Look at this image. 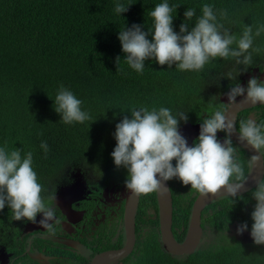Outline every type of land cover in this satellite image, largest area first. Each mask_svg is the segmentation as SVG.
Masks as SVG:
<instances>
[{"label": "trees", "instance_id": "obj_1", "mask_svg": "<svg viewBox=\"0 0 264 264\" xmlns=\"http://www.w3.org/2000/svg\"><path fill=\"white\" fill-rule=\"evenodd\" d=\"M164 2L0 0V147L21 149L22 156L32 152L33 169L44 188L72 163L91 161L118 169L111 156L116 147L114 133L125 116L131 119L133 108L166 107L174 115H198L208 107L205 94L212 73L227 66L239 71L262 60L264 32L254 37L253 47L260 51L252 52L251 65L217 58L202 71H180L152 59L145 61L142 73L136 72L124 60L119 32L136 24L149 32L147 39L151 40L154 21L149 13ZM166 2L173 8L177 34L182 23L189 30L195 26L205 4L213 6L217 22L238 38L245 25L253 26V34L264 25V0ZM117 3L129 6L128 11L116 13ZM187 9L195 10L191 20L184 16ZM223 11L226 18L220 15ZM61 84L83 101L82 110L90 113V120L70 125L61 121L54 107ZM43 141L49 146L47 153L40 147ZM149 197L156 200V193L140 195L141 207ZM185 214L188 218L189 212ZM211 228L222 230L212 217ZM129 264H264V245L221 241L178 257L164 250L156 233H149Z\"/></svg>", "mask_w": 264, "mask_h": 264}, {"label": "clouds", "instance_id": "obj_2", "mask_svg": "<svg viewBox=\"0 0 264 264\" xmlns=\"http://www.w3.org/2000/svg\"><path fill=\"white\" fill-rule=\"evenodd\" d=\"M128 7L117 3L115 12L125 13ZM172 11L166 0L151 10L149 14L154 21L151 40L147 39L149 32L143 31L140 25L133 24L131 28L119 32L118 39L126 54L124 60L136 72L142 73L145 61L152 59L160 66L171 68L175 65L180 71H202L206 64L217 58L224 61L233 59L236 65H251L252 52L260 51L253 47V43L254 37L264 32V25L257 27L254 34L253 26L245 25L238 38L217 22L213 6L205 4L195 26L189 30L188 24L182 23L177 34L173 29ZM220 15L226 18L227 12L223 11ZM184 16L186 20H191L195 10L187 9ZM119 61L120 57H117V65ZM227 77L236 80L231 71ZM237 97H243L252 105L264 104V82L252 77L246 88L236 82L227 93L228 104H236ZM54 101L55 111L65 124H82L91 119L90 113L82 110L83 101L63 84L59 86ZM130 113L131 119L125 116L116 125V147L111 156L117 168L123 166L127 169L125 186L133 196L157 192L165 181L178 178L183 185H191V189L202 196L215 195L223 189L226 197H231L235 203L237 195L244 189V183L240 182L244 169L231 139L235 125L227 119L225 111L217 110L210 118L203 120L198 139L191 146L179 131V122L188 120L186 113L174 115L166 107L151 110L147 107L133 108ZM262 129L264 125L250 117L241 120L239 143L246 142L258 153L264 148ZM217 132L226 134L223 142L218 140ZM40 147L45 153L49 151L46 141ZM259 159L257 155L251 156L250 164ZM173 160L176 161L175 166ZM44 191L33 169L32 152L22 156L21 149L8 151L6 147H0V211L7 205L13 220L33 223L41 214L39 224L50 229L54 223H58L57 207L48 206L45 200L56 201L57 195L53 191L45 197L42 195ZM253 198L256 204L251 213L254 222L251 238L256 245H264V180L257 184ZM247 229V223H242L237 226V234H243Z\"/></svg>", "mask_w": 264, "mask_h": 264}, {"label": "flooded vegetation", "instance_id": "obj_3", "mask_svg": "<svg viewBox=\"0 0 264 264\" xmlns=\"http://www.w3.org/2000/svg\"><path fill=\"white\" fill-rule=\"evenodd\" d=\"M230 71L236 80L227 79V73ZM252 77L264 82V56L260 63L239 71L227 66L212 73L208 84L209 92L205 94L208 107L198 115H187V122H179V131L188 124L200 127L203 120L210 118L215 111H225L227 119L235 125L231 139L237 150L238 161L244 169V177L240 181L242 183L252 175L255 165L261 159L263 177L260 181L264 180V148L257 153L246 142L241 144L238 141L241 120L250 117L258 124L264 125V104H249L233 114L231 111L245 100L243 97H237L236 104H228L227 93L236 82L246 88ZM199 134L200 129L197 133L184 136L189 146L198 139ZM225 135L224 132H217L218 140L223 142ZM253 155L259 156L260 159L250 164V157ZM175 164L176 161L173 166ZM121 170L124 173L117 175ZM127 177L128 172L124 167L110 170L102 164L94 165L91 161L63 167L59 174L49 179L45 191L42 192L45 197L53 191L57 195L56 201L45 200L48 206L57 207L58 223H54L50 229L39 224L41 214L37 215L36 223L13 220L11 210L6 205L0 211V264H94L97 257L123 249L126 244L125 216L129 192L125 186ZM232 179L235 180V177ZM167 183L172 194L173 219L175 216L176 220L172 230L176 240L181 243L186 238L195 202L201 194L191 189V185H183L178 178H173ZM257 184L248 191L240 192L235 203L231 197L225 195L204 208L201 214L203 235L200 246L215 244L211 240L206 243L208 233L218 235V243L242 242L235 236L237 226L246 222L247 231L251 232L254 223L251 213L256 204L253 192ZM146 201L148 202L142 207L139 201L136 211L135 246L132 253L124 259L107 264H129L138 252L139 242L149 233H156L161 243L157 194L156 200L149 197ZM186 212H189L188 218ZM211 217L215 226L219 224L221 232L212 230ZM252 244H255L254 241L247 245Z\"/></svg>", "mask_w": 264, "mask_h": 264}, {"label": "water", "instance_id": "obj_4", "mask_svg": "<svg viewBox=\"0 0 264 264\" xmlns=\"http://www.w3.org/2000/svg\"><path fill=\"white\" fill-rule=\"evenodd\" d=\"M250 103L244 101L240 105L233 109L231 112L235 114L241 108L248 106ZM259 104V103H258ZM200 127L198 125L188 124L184 126L180 132L183 136L190 133H197ZM263 177V160L261 159L255 165L252 175L244 182V189L241 192L252 189ZM159 179V177L157 176ZM165 185V186H164ZM160 190L156 192L159 205V221H160V237L161 243L165 251L172 255H190L200 247L201 238L203 235V229L201 226V214L204 208L212 201L227 195L226 191L220 190L217 194L208 196L200 195L195 202L191 221L187 231L186 238L183 242H178L173 234V202L170 187L167 181L164 182ZM140 195L133 196L128 192V201L126 205V244L123 249L103 254L97 257L94 264H107L116 260L124 259L128 257L135 246V217L136 211L139 205ZM236 238L246 244H251L253 239L251 238V232L245 231L243 234H237Z\"/></svg>", "mask_w": 264, "mask_h": 264}, {"label": "rangeland", "instance_id": "obj_5", "mask_svg": "<svg viewBox=\"0 0 264 264\" xmlns=\"http://www.w3.org/2000/svg\"><path fill=\"white\" fill-rule=\"evenodd\" d=\"M124 172L121 170V171H118L117 175L121 176ZM208 233V237L206 238V243H209L210 240L213 242V243H218L219 241V236H214L213 234H210Z\"/></svg>", "mask_w": 264, "mask_h": 264}]
</instances>
